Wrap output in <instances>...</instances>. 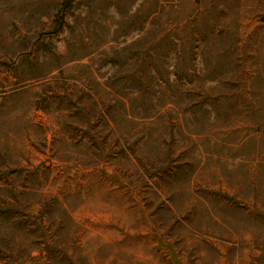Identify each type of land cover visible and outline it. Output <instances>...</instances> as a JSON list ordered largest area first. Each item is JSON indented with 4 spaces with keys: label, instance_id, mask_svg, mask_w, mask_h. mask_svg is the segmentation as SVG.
Here are the masks:
<instances>
[{
    "label": "rangeland",
    "instance_id": "rangeland-1",
    "mask_svg": "<svg viewBox=\"0 0 264 264\" xmlns=\"http://www.w3.org/2000/svg\"><path fill=\"white\" fill-rule=\"evenodd\" d=\"M0 264H264V0H0Z\"/></svg>",
    "mask_w": 264,
    "mask_h": 264
}]
</instances>
